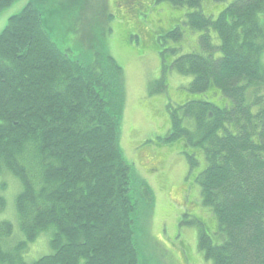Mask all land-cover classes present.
Wrapping results in <instances>:
<instances>
[{
	"label": "trees",
	"instance_id": "obj_1",
	"mask_svg": "<svg viewBox=\"0 0 264 264\" xmlns=\"http://www.w3.org/2000/svg\"><path fill=\"white\" fill-rule=\"evenodd\" d=\"M15 1L0 0V12ZM204 1L156 0L191 10L186 24L200 31L198 51L168 65L162 58V68L191 76L189 94L212 91L223 101L170 108L167 140L201 151V203L222 239L213 244L207 231L199 234L205 259L264 264V0H212L227 3L216 18L204 14ZM102 58L96 66L62 51L35 1L0 33V176L19 184L21 236L12 244L13 225L0 222V264H140L131 170L118 147L122 69ZM166 88L163 77L149 92ZM186 156L193 169L196 160ZM50 228L52 252L27 263V244Z\"/></svg>",
	"mask_w": 264,
	"mask_h": 264
},
{
	"label": "rangeland",
	"instance_id": "obj_2",
	"mask_svg": "<svg viewBox=\"0 0 264 264\" xmlns=\"http://www.w3.org/2000/svg\"><path fill=\"white\" fill-rule=\"evenodd\" d=\"M31 1L36 2L53 41L70 57L98 66L107 55L122 69L124 103L118 147L131 170L137 204L134 241L140 264H212L198 247L199 234L207 231L213 244L222 239L215 233L216 219L202 205L194 180L204 169L201 151L181 139L167 140L170 108L177 110L190 100L207 99L218 107L223 102L209 98L212 91L189 94L185 88L191 76L162 68V58L168 65L198 51L200 31L186 24L191 10L155 0H17L0 12V33L8 19ZM203 10L215 18L219 6L205 0ZM260 63L264 73V53ZM161 77L166 91L151 94L150 84ZM260 91L264 93V85ZM186 154L197 162L191 170ZM18 191L19 184L11 175L0 176L5 200L0 222L13 225L12 244L21 238L14 209ZM53 232L50 228L27 244L22 253L27 263L52 252Z\"/></svg>",
	"mask_w": 264,
	"mask_h": 264
}]
</instances>
